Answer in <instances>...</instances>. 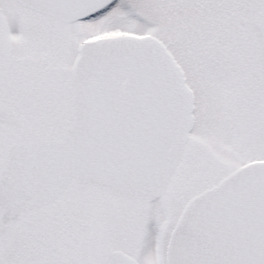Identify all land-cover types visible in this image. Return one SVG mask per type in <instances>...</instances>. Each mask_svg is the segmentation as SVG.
Here are the masks:
<instances>
[{"label":"snow or ice","instance_id":"1","mask_svg":"<svg viewBox=\"0 0 264 264\" xmlns=\"http://www.w3.org/2000/svg\"><path fill=\"white\" fill-rule=\"evenodd\" d=\"M0 264H264V0H0Z\"/></svg>","mask_w":264,"mask_h":264}]
</instances>
